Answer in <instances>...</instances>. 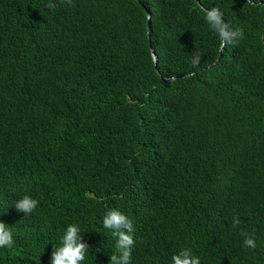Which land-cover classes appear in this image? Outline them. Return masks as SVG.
<instances>
[{
  "label": "trees",
  "instance_id": "1",
  "mask_svg": "<svg viewBox=\"0 0 264 264\" xmlns=\"http://www.w3.org/2000/svg\"><path fill=\"white\" fill-rule=\"evenodd\" d=\"M196 2L0 0V264H50L69 225L115 264L110 210L129 264H264V0Z\"/></svg>",
  "mask_w": 264,
  "mask_h": 264
},
{
  "label": "clouds",
  "instance_id": "2",
  "mask_svg": "<svg viewBox=\"0 0 264 264\" xmlns=\"http://www.w3.org/2000/svg\"><path fill=\"white\" fill-rule=\"evenodd\" d=\"M71 3V0H67ZM251 2V0H249ZM51 9L54 7L51 3L48 5ZM206 19L211 23L212 28L218 32L220 37V47L223 48L228 43H232L235 38L242 37L240 30L232 31L228 24L222 19V13L217 8H212L207 12ZM198 62L194 60V63ZM38 201L25 195L19 200L15 208L18 212L30 214L37 207ZM104 227L113 229V234L118 237L117 247L121 250V259L117 260L115 256L112 260L115 264H129L131 257V246L134 243L131 233L134 231L131 221L120 211L110 210L103 219ZM239 224L238 219H234V225ZM126 230V231H125ZM80 229L77 225H69L66 234L62 237V246L55 248L52 252L50 264H81L85 259L89 246L81 243ZM245 235L244 244L247 247L255 248V240L251 235ZM13 246L12 231L9 226L0 221V248ZM173 264H200L199 257H194L189 249L181 250L178 255H173Z\"/></svg>",
  "mask_w": 264,
  "mask_h": 264
},
{
  "label": "water",
  "instance_id": "3",
  "mask_svg": "<svg viewBox=\"0 0 264 264\" xmlns=\"http://www.w3.org/2000/svg\"><path fill=\"white\" fill-rule=\"evenodd\" d=\"M194 2L195 3H197L196 2V0H194ZM208 12V11H207ZM144 14H145V17H146V28H145V33H146V36L148 37V18H149V14H148V12L146 11V10H144ZM261 40H262V42H263V35L261 36ZM150 56H151V60H152V62H153V67L155 68V55L152 53V52H150ZM218 60V58L216 59V61ZM213 65V63L212 64H209L208 66H206V67H211ZM171 78H168V79H163L164 81L165 80H170Z\"/></svg>",
  "mask_w": 264,
  "mask_h": 264
}]
</instances>
